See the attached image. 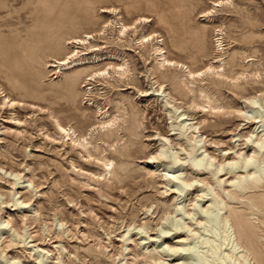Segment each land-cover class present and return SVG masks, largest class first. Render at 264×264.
<instances>
[{
  "label": "rangeland",
  "instance_id": "374dc122",
  "mask_svg": "<svg viewBox=\"0 0 264 264\" xmlns=\"http://www.w3.org/2000/svg\"><path fill=\"white\" fill-rule=\"evenodd\" d=\"M212 1L0 0V264H165L180 257V251L167 249L179 239L198 251L209 249L205 236L221 244L219 220L228 207L246 213L264 237V200L251 211L243 199H259L264 186L236 193L227 181L236 172L244 175L240 160L253 151L250 167H264V147L243 143L253 130L264 142V0H231L201 16ZM141 16L150 21L120 41L118 23L129 25ZM108 20L114 22L102 28ZM85 33L93 34L89 41L99 48L78 46L88 63L73 71L50 66L74 49L70 39ZM152 33L163 39L170 59L192 70L221 58L215 65L223 64L227 75L243 76L235 84L204 74L192 94L184 69L159 72L174 96L161 108L159 96L141 98L138 92H151L152 48L137 39ZM123 58L128 77L84 81ZM199 86L225 111L210 114L191 106L193 97L200 100ZM4 95L48 109L62 124L91 135L93 144L101 134L100 127L91 130L99 124L96 115L119 117L122 104L127 106L117 150L102 145L114 161L111 175L57 133L48 112L3 106ZM251 113L258 123L242 117ZM189 125L200 127L201 142ZM137 127L129 135L127 129ZM130 140L131 148L124 146ZM196 157L203 162L194 164ZM230 159L240 162L230 168ZM211 201L206 216L202 211Z\"/></svg>",
  "mask_w": 264,
  "mask_h": 264
},
{
  "label": "bare ground",
  "instance_id": "6f19581e",
  "mask_svg": "<svg viewBox=\"0 0 264 264\" xmlns=\"http://www.w3.org/2000/svg\"><path fill=\"white\" fill-rule=\"evenodd\" d=\"M228 3H231V0L212 1L211 2L212 7L203 11L201 16H204V17L209 16L214 11V8L218 6L226 5ZM101 10L102 12L103 11L108 12V9H101ZM149 21H150L149 18L141 16L139 18H136L129 25H125L124 23L119 22L118 23L119 24L118 39L121 41L122 39L129 36L130 31L136 32L138 25H140L141 23H147ZM113 22L114 21L112 20H108L106 24L104 25V27L102 28H107L108 26L112 25ZM101 31H104V29ZM158 37L159 36L157 34L152 33V34L141 36L140 38L138 37L139 39H137L138 44L140 46L146 47L147 44H149V46L152 48V62L150 63V67H149V77H147L151 92H149L148 90H141L138 92H140L139 97L141 98L147 95L149 96L151 95L153 97L159 96V102H160L161 108H166L169 103V99L174 100V96L170 92L167 91L166 85L158 79L159 72L162 73L171 68L172 69H176V68L184 69L185 71L183 70L184 71L183 76L186 77V80L190 79L191 82H184V81L183 82H184V85L189 90V92H191L192 94H194L195 92V90L193 89L194 88L193 85H196L198 83L197 78L203 76L204 74L208 73V75L214 74L217 76H221L227 81V83H235V84H236V81H238V79L243 76L242 74H241V77L240 75H237V74L233 76L227 75L224 72V68L222 66L223 64L215 65V63L223 61L221 58L215 59L209 62L208 64H206L204 67H202L199 70H192L187 65H184L179 61L170 59L167 56L166 50L163 47V43H162L163 39H159ZM92 38H93V34L85 33L80 38L74 37L70 39L67 44H74L73 46L74 49L69 54H67L65 57L61 59H57V58L53 59L52 60L53 63L50 64V66H55L56 69L57 68L60 70L62 69V71H67V70L73 71L75 69H78L81 66H84L88 62L87 60L83 61V58H81V56L86 53L82 52V50H79L78 46L88 45L85 48L86 49L91 48L90 50L91 52L99 50L98 47L91 45L89 40ZM116 56L111 57L112 60L118 61L119 59L116 58ZM61 66L63 67L60 68ZM129 72H130V69H129L127 60L123 58V62L121 63H115V62L110 63L106 68L85 76L84 81H92L95 77H100V76H102V78L103 77L125 78V77H128ZM62 73L63 72H61V74ZM235 84H232V85L234 87H238ZM85 86L86 85H83V87ZM123 88L125 89V87ZM120 90H123V89H120ZM196 91H198V96L200 97V100L197 101L193 97L190 102L191 106L201 109L202 111H206L210 114H219L221 113V111H225L224 110L225 107L216 104L214 102V99L201 86H199L198 90ZM245 100H247L250 104H252V101H251L252 98H245ZM80 104H82L81 97L79 99V105ZM2 105L10 107V108L29 106L30 108L37 109L42 113L48 112L49 117L52 119L53 126L55 127L57 133L62 134L63 137L69 140L72 146H76L80 151H85L86 157L88 159H92L96 163L101 164L107 171V174L111 175V170H112L114 161L107 156L106 149L102 147V145H105L111 151L117 150L115 146L122 140L120 129L122 128L123 123L126 122L125 115L128 113V107L125 106L124 104H122L121 106V114L119 115V117H117L116 115L111 116L110 114H104V113L103 114L100 113L96 115L97 117H99L98 118L99 124L96 127H93L91 130L94 131L96 128L100 127L101 134L98 136L94 144L91 142V135L90 137L87 138L86 134L78 133L74 127L72 126L67 127L66 125L62 124V122L55 115H53L51 111L49 112V110L45 109L44 107H40L33 103H26L24 101L11 98L8 95L3 96ZM130 107H133V106H130ZM237 112L242 113L240 109L236 110V113ZM84 115H85V111H83L80 116L84 117ZM184 115L185 114L180 115L181 116L180 121H181V125L183 127H186V124L184 123V120H186V117H184ZM242 117L245 119H253V122H252L253 124L258 123V121H256L257 116L253 117V113H251L250 116L244 115ZM16 120L20 122L18 119ZM201 123H204V119L201 122L199 121L198 124H201ZM193 125H189L187 129L195 130L194 132L196 133L195 138L198 139L197 142H201L202 134L199 132L200 127L193 126ZM127 132L129 133V135H132L133 132L137 133L138 127L136 128V130L134 128L127 129ZM254 132L256 131L254 130L250 131L246 135L248 139L246 138L245 142L243 143L246 145L247 143H250L252 144V146H257L259 147V149H261L264 147V142L262 141L263 135L262 134L259 135V133L257 132L256 134H254ZM132 145L133 143L130 140L124 146L131 148ZM90 148H92L94 151L97 152L96 156H94L91 153ZM129 149H127L128 153H129ZM261 155H262V162L264 164V150H263V154ZM255 156H256V152L253 151V153L246 154L240 160L242 164L244 165V175H242V173L236 172L234 173L233 178H230L229 176V178L227 179L229 183L228 186L233 188L234 191H236V193L237 191L245 192L247 189H250V188H259L261 186H264V185H261L262 183H264V167L261 169L250 167L251 164L255 161ZM209 158H211V156H209ZM203 160H204L203 158L196 157L194 158V161H195L194 164L202 163ZM240 161L234 162V159H230L229 162L227 163V166H230V168L235 167ZM221 170H222L221 168L218 169V171H221ZM103 176H105V174H103ZM242 195H244V193H242ZM243 199H245L248 202L249 204L248 208L251 211H256L260 203V200H264V194H261L259 199L253 196H246V195L244 196ZM213 206H214V201H211L210 204L207 206V208L206 209L204 208L205 210L202 212L206 216H209L210 215L209 213H211L210 208ZM206 216L200 217L199 223H201V221L205 219ZM259 222L261 224H264V220H260ZM179 224L180 223H174L175 229H178L180 227ZM219 225H221L223 229L222 232L224 233L221 244L216 243V240L214 238L205 236L202 239V243L207 245L209 249H206L204 251H198L197 249H194L193 245L192 247H188L186 243L184 242L185 241L184 239L182 240L179 239L177 241L178 246L174 245L175 247H171L167 245V249H169L173 254L178 253L180 251L181 253L180 257L177 258L175 261L173 260V262L171 261L165 264H264V237L261 236V234L259 233V232H262V230L259 227V225L254 223L251 220V218H249L248 215H246V213H244L243 211L228 207L227 215L223 216L219 220ZM164 232L169 233V230H166ZM222 245L225 247L223 250H221ZM187 250H190V252L186 253ZM224 250H227V251H224ZM207 252H209L210 256L207 255ZM149 258L155 259L154 256L152 255Z\"/></svg>",
  "mask_w": 264,
  "mask_h": 264
}]
</instances>
